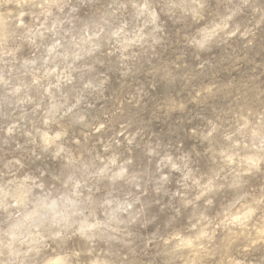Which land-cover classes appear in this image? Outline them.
<instances>
[{"label":"rangeland","instance_id":"obj_1","mask_svg":"<svg viewBox=\"0 0 264 264\" xmlns=\"http://www.w3.org/2000/svg\"><path fill=\"white\" fill-rule=\"evenodd\" d=\"M0 264H264V0H0Z\"/></svg>","mask_w":264,"mask_h":264}]
</instances>
